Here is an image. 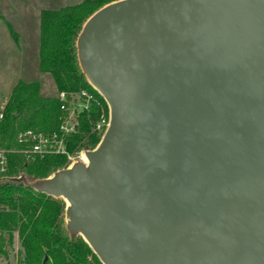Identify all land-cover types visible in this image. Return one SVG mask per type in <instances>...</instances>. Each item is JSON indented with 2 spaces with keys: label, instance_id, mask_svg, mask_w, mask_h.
Instances as JSON below:
<instances>
[{
  "label": "water",
  "instance_id": "1",
  "mask_svg": "<svg viewBox=\"0 0 264 264\" xmlns=\"http://www.w3.org/2000/svg\"><path fill=\"white\" fill-rule=\"evenodd\" d=\"M77 46L110 123L87 161L14 180L103 264H264V0H113Z\"/></svg>",
  "mask_w": 264,
  "mask_h": 264
},
{
  "label": "trees",
  "instance_id": "2",
  "mask_svg": "<svg viewBox=\"0 0 264 264\" xmlns=\"http://www.w3.org/2000/svg\"><path fill=\"white\" fill-rule=\"evenodd\" d=\"M111 1L82 0L41 10L40 66L52 75L57 90L44 93L40 82L20 79L3 107L0 147L11 151L6 177L0 173V257L7 261L18 240L17 264H103L81 235L69 232L63 198L38 192L14 178L25 174L33 182L70 164L68 153L30 157L23 150L25 144L18 140V133L27 128L61 132L68 113L61 108L58 94L62 90L89 89L99 101L78 114L77 127L67 134L68 152L74 155L94 148L101 140L103 131L96 125L103 113L109 116L110 107L81 67L77 39L88 17Z\"/></svg>",
  "mask_w": 264,
  "mask_h": 264
},
{
  "label": "rangeland",
  "instance_id": "3",
  "mask_svg": "<svg viewBox=\"0 0 264 264\" xmlns=\"http://www.w3.org/2000/svg\"><path fill=\"white\" fill-rule=\"evenodd\" d=\"M76 1L78 0H8L10 2L9 8L1 10L6 20L3 18L1 20L0 16V29L7 37L5 41L0 42V106L20 79L40 82L44 93L56 92L57 89L52 75L39 68V61L35 57V54H37V39L35 38L34 41L29 40L30 43H28L27 39H29L30 30L33 28V14L36 8L60 7ZM24 2H27L26 5H22ZM11 28L19 31L18 40L11 32ZM4 47L8 48L5 56L3 54ZM82 150L86 149H81L74 154V157L70 158V164L80 159L79 153ZM19 247L20 242L17 240L15 252H12L10 260L0 259V264H17V251Z\"/></svg>",
  "mask_w": 264,
  "mask_h": 264
},
{
  "label": "built area",
  "instance_id": "4",
  "mask_svg": "<svg viewBox=\"0 0 264 264\" xmlns=\"http://www.w3.org/2000/svg\"><path fill=\"white\" fill-rule=\"evenodd\" d=\"M95 87V86H94ZM96 88V87H95ZM100 92V91H99ZM101 93V92H100ZM102 94V93H101ZM59 98L61 100V108L67 111V116L64 122L61 124V132H45L43 130H37L34 128L23 129L18 133V140L25 144L23 150L30 155L45 154V153H68L70 158L74 156L70 154L66 146L67 134L76 128L77 116L84 110H89L93 102L99 103L94 92L89 89H82L75 92H67L62 90L59 92ZM4 117L3 108L0 109V120ZM110 123L109 116L104 113L97 123V128L104 132L106 131ZM8 148L0 147V173L5 178L6 171L9 167V152ZM85 150L80 151L79 158L85 160ZM87 157V156H86ZM87 161V160H86Z\"/></svg>",
  "mask_w": 264,
  "mask_h": 264
},
{
  "label": "crops",
  "instance_id": "5",
  "mask_svg": "<svg viewBox=\"0 0 264 264\" xmlns=\"http://www.w3.org/2000/svg\"><path fill=\"white\" fill-rule=\"evenodd\" d=\"M80 1H82V0H78V1H76L74 3H78ZM26 3L27 2H24L22 5H26ZM74 3H70V4H74ZM9 6H10V2H8V0L7 1L6 0H0V16H1V20H2V18L4 20H6V17H5L4 13L1 10L2 9L4 10V8H6V9L9 8ZM62 6H65V5H62ZM62 6H60V7H62ZM43 8H46V7H41V8H36L35 9V13L33 14V17H34L33 18V25H32L33 28H32V30H30V35L28 36L29 39H27L28 43H30L31 40L34 41L35 38L37 39V48H36L37 49V54H35V57L39 61V68L40 69H41V66H40V44H41V21H40V15H41V10ZM52 8H59V7H52ZM7 22H9V21L7 20ZM10 25H11V23H10ZM11 32L15 35L16 39L18 40V34H20L19 31L14 30L13 28H11ZM6 38H7L6 34L3 33L1 31V29H0V42L5 41ZM32 47L34 48V46H32ZM7 52H8V48L4 47L3 48L4 56H5V54ZM10 94H11V92H10ZM10 94L5 98L4 103L0 106V108L4 107V105L6 104V102L9 99ZM0 259L4 260L2 257H0Z\"/></svg>",
  "mask_w": 264,
  "mask_h": 264
},
{
  "label": "bare ground",
  "instance_id": "6",
  "mask_svg": "<svg viewBox=\"0 0 264 264\" xmlns=\"http://www.w3.org/2000/svg\"><path fill=\"white\" fill-rule=\"evenodd\" d=\"M85 160H87V157L85 156V158H84Z\"/></svg>",
  "mask_w": 264,
  "mask_h": 264
}]
</instances>
